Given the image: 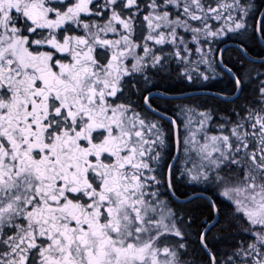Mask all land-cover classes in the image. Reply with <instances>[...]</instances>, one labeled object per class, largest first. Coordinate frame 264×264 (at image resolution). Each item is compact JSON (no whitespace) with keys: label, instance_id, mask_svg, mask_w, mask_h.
Wrapping results in <instances>:
<instances>
[{"label":"snow or ice","instance_id":"6c2138e0","mask_svg":"<svg viewBox=\"0 0 264 264\" xmlns=\"http://www.w3.org/2000/svg\"><path fill=\"white\" fill-rule=\"evenodd\" d=\"M0 264H264V0H0Z\"/></svg>","mask_w":264,"mask_h":264}]
</instances>
